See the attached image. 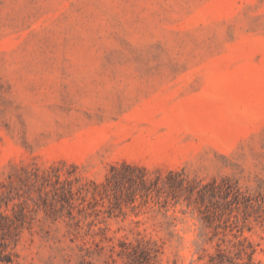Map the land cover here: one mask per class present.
<instances>
[{
  "label": "rangeland",
  "instance_id": "obj_1",
  "mask_svg": "<svg viewBox=\"0 0 264 264\" xmlns=\"http://www.w3.org/2000/svg\"><path fill=\"white\" fill-rule=\"evenodd\" d=\"M0 264H264V0H0Z\"/></svg>",
  "mask_w": 264,
  "mask_h": 264
}]
</instances>
